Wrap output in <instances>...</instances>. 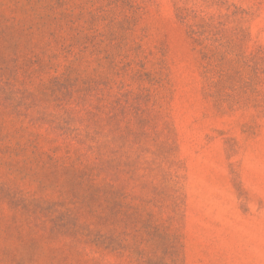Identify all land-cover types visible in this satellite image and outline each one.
Returning <instances> with one entry per match:
<instances>
[{
  "label": "rangeland",
  "instance_id": "374dc122",
  "mask_svg": "<svg viewBox=\"0 0 264 264\" xmlns=\"http://www.w3.org/2000/svg\"><path fill=\"white\" fill-rule=\"evenodd\" d=\"M0 264H264V0H0Z\"/></svg>",
  "mask_w": 264,
  "mask_h": 264
}]
</instances>
